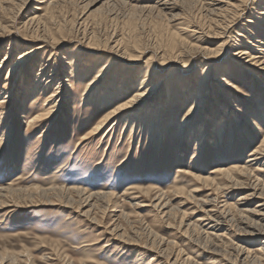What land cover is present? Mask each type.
<instances>
[{
    "label": "rangeland",
    "instance_id": "374dc122",
    "mask_svg": "<svg viewBox=\"0 0 264 264\" xmlns=\"http://www.w3.org/2000/svg\"><path fill=\"white\" fill-rule=\"evenodd\" d=\"M4 1L0 0V26L9 27L8 24L12 20L10 18L15 16L23 4L25 5L23 12H26L29 7L40 6L41 10L36 12L40 17H43L45 4H35L41 0H27L26 3H23L25 0H13L7 9L3 8L5 7ZM14 1L16 5L13 4ZM65 1L63 0L59 7L57 6L49 13L48 18L41 21L43 30L46 29L44 34L64 42L55 45L54 48L45 49V52L35 51L31 62L26 65L24 71L33 66L35 68L40 62H45L49 54L59 56L64 50L67 51L69 47L73 46L72 42H80L82 48L91 51L99 48L100 42L115 39L120 41L124 51L134 52L136 57L139 56L138 66H125L120 69L121 63L116 61L118 68L106 78L105 84L114 79L116 72H121L122 75H132L134 71L131 69L147 65L154 67L155 74L160 79L163 74L172 72H179V76L182 77L186 75L195 89L201 80L200 69L203 64H194L199 61L200 57H193L192 53L187 54L190 56L188 58L183 56L178 59L179 47L176 46L179 43L185 42L184 44L192 49L200 46L219 51L214 59L219 62L218 66L220 67L229 64L228 60L234 51L233 48L229 49L228 39L218 35L220 27L215 24L214 18L208 15L207 6L201 0H176L179 7L174 12L179 15L176 20H170L168 17L158 14L153 8L156 5V0H126L129 3L121 0ZM258 2L260 3L256 4L261 6L262 0H258ZM93 4L94 6L90 7ZM254 4L255 0H249L245 5L240 6L236 17H234V23L237 26H249L248 22L254 21L248 16L252 13V8H257ZM144 6L153 9H142ZM261 11V7L257 9L258 13ZM21 15L15 24L16 30H19L16 31L17 34L4 36L0 39V60L6 53L11 40L15 42L21 37H30L29 31L23 26L25 14ZM254 16H257L256 13ZM71 27L72 29H70ZM76 28L79 29L78 32L75 31ZM196 31L202 32L203 35L194 33ZM82 32L85 33L84 40ZM252 32L255 31L252 30ZM169 37H172L173 41H177L176 48H171L172 46L169 45L171 41ZM239 40L243 42V39ZM32 45L30 51L38 46L36 42ZM12 52H15L13 47ZM19 52L13 55L16 56L14 60ZM92 62L94 67L91 76L101 67V65H95L94 61ZM165 65L170 67L163 69ZM233 70L237 78L242 76V80L245 81V85L240 87L241 94L249 95L251 99L253 94H258L261 98L260 105H264V93L259 88L264 84V79L261 77L253 79L237 67ZM5 74L6 70L0 74V93ZM242 80L238 81L242 82ZM14 81L15 78H12L10 88L14 87ZM82 83L85 82L82 81ZM206 83L208 85V82ZM123 85L127 87L125 83ZM127 85L130 86L131 83ZM77 86L83 87L82 85ZM131 87V92L123 93L126 94L125 99L133 94L135 83ZM211 89L213 90L210 93L211 98H214L218 105L223 103L221 95L213 83ZM161 92H164L165 96H161ZM165 92L166 89L163 86L152 99L155 101L159 97L165 106L164 114L154 115L157 118V125L165 126L163 127V140L159 139L156 132L151 135L152 129L147 131L150 121L146 120L142 124V131L136 128L132 136L128 129H123L120 125L114 126L115 130L109 131L114 122L110 121L97 137L89 141H80L81 137L93 127L99 114L96 108L79 109L76 96L74 98L70 96L71 99L62 102L54 119L36 129L34 134L24 137L23 128L37 107L33 106L31 100L26 101L24 104L26 110H21V112L30 111V109L31 111L21 120L20 114L8 109L10 104L4 106L8 109L5 111L4 118H9L7 122L14 124L10 129V139L6 142L7 145L5 142L0 143V188L9 186L12 190L18 189L28 193L54 187L80 188L88 193H106L109 195V199L104 209L101 204L100 209L94 208L93 213L91 212L90 216L85 218L82 213L86 209L77 208L76 198L72 197L73 203L67 204V207L64 206L62 202H66L65 200L70 197L67 195H65L67 198L64 196V198L53 197L50 199L33 195L34 197L30 201L19 202L20 207H1L0 264H149L152 253L145 250L143 246L146 244L149 247L150 243L157 245L161 241L164 244L163 250L167 244H170L172 251L174 250L173 253L179 252L202 264H216V261L220 259L203 250L206 243L200 241L201 245L197 244L196 246L184 231V224H196L195 221L200 218L201 213L198 205L206 197L216 198L219 206H223L225 203L226 211L230 213H228L229 219L232 218L228 223L230 226L227 227V231L220 232L225 236L221 244L224 247L233 243L245 248L251 246L252 250L257 248V243L252 244L251 240L249 241L245 235H242L241 228L244 226L241 227L235 217L239 207L237 200L243 197L245 192L230 191L225 188V181L215 172L242 167L248 152L253 150L264 137V126L260 131L242 127L238 124L240 120L236 115V118L231 119L227 125L222 139L215 138L212 144L203 145L201 152L194 154L191 144H187L182 139V134L176 131V126L180 122L179 115L186 110L187 104L178 107L171 106L175 97H170L171 93L169 95ZM16 96L15 92L11 93L13 100L11 103L16 102ZM181 98L185 101L187 96ZM236 100L241 101L240 109L242 111L246 113L250 109L253 110L254 117L259 116L257 101L245 103L239 96L234 99V101ZM212 106L214 107V104ZM212 108L211 110H215V107ZM206 110L209 112V109L205 108ZM161 111L162 109H160ZM202 124H207L206 118L203 119ZM208 127L206 125V132ZM217 132L219 133L220 130ZM39 136L42 141L36 145L35 141L39 140ZM258 176L264 180V172L261 171ZM205 178L214 179V181L204 184L202 180ZM209 185L212 186L209 187ZM219 187L221 189H217ZM193 188L200 191L198 193L190 192ZM223 188L225 191L222 190ZM159 193H166L171 201L170 207H178V212H173L177 213L173 219L162 218L160 213L151 207V203ZM50 202L52 205L49 204ZM253 206L255 205L253 204ZM93 217L97 219L92 221ZM181 218H183L182 224ZM113 226L121 229L125 240L118 239L111 231L109 232L114 228ZM194 228L198 230V227ZM206 228L208 227L206 226ZM208 231L212 232V230ZM152 232H154V236ZM150 237L153 239L149 240ZM134 241L138 244L134 245Z\"/></svg>",
    "mask_w": 264,
    "mask_h": 264
},
{
    "label": "bare ground",
    "instance_id": "6f19581e",
    "mask_svg": "<svg viewBox=\"0 0 264 264\" xmlns=\"http://www.w3.org/2000/svg\"><path fill=\"white\" fill-rule=\"evenodd\" d=\"M26 1L27 0H25V2H22L26 3ZM62 1L63 0H41L39 2H35V4H45V10L42 14L43 17H40L38 15V12H36L41 10L39 8L40 6L29 7L26 12H23V6H25L23 4V6L21 5L19 10L15 13V16L13 18H10L12 19L10 20V24H8L10 28L7 26H0V39L4 36L17 34L16 31L19 30H16L15 28L16 20L17 18L22 16L21 14H25V21L23 22V26L29 31L30 34V37H21L20 39H16L17 41L15 42L11 40L6 49V53L1 57L0 60V74L4 70H6L5 78L3 80L2 92L0 93V143L5 142V145H7L6 142H8V140L10 139V129L14 124L12 122H7L9 118H4L6 110L12 109L13 111H15V113L21 115L20 118L22 120L31 111L30 109V111L27 110L25 112H21V110L25 109L24 104L26 103V101L31 100L33 106H35V108L37 107L33 115L29 117L25 128H23V136L25 137L26 135L34 134L36 129L40 128L44 123L54 119V117H56L57 113L59 112L62 102L71 99L70 96L72 98L76 96V98L78 99L77 107L79 109L87 107H90V109L96 108L97 113L99 114L97 121H95L93 127L81 137L80 141H89L91 139H94L101 133L103 128L110 121L114 122L112 123V127L109 131H112L114 129V126L117 125L118 127V125H120L123 129H128L130 136H132L136 128L142 131V124H144L146 120L150 121L149 125L147 126V131H150V129H152L153 131L150 132L151 135L153 132H156L159 139L163 140V127L165 126L159 127L156 122L157 118L154 117V115L159 113L164 114L165 106L161 103V99L159 97L156 98L155 101L152 100L156 96L158 91H161V88L163 86L166 89L165 93H168L169 95L171 93L170 97H175L171 106L174 105L175 107H178L179 105L187 104L186 110H184L179 115L180 122L176 126V131H178L179 134H182V139L187 144H191L194 154L197 152H201L203 145L212 144L215 138L222 139V136L225 134L224 132L227 130V125L231 122V119H234V117L236 118V115L239 117L240 122L238 124L240 126L249 129H255L257 131L262 130V126H264V105H260L261 98L260 96H258V94H253L252 99L249 98L251 97L249 95L241 94L240 87L245 85V81H243L244 79L242 80V76H239L237 78V76L233 72V69L237 67L239 68V70L251 76L253 79H255L256 77H261L264 79V0H262L261 6L256 4L260 2H258V0H255L254 5L257 8H252V13L248 15L249 17L254 19V21L250 23L247 21L249 26H237V24L234 23V17H236L237 15L236 12L241 5H245L249 0H201L207 6L206 8L208 10H206L208 12V15L214 18L213 20L215 24L220 27V32L218 33V35L223 38H227V41H229V49L233 48L235 52L233 51V53H231L228 60L229 64L220 67L218 66L219 62L214 59L219 51H213L200 46L192 49L187 44H184L185 42L181 44L179 43L178 46H176L179 47L177 56L178 59L182 58L183 56H186V58H188L190 56L187 54L192 53L194 54L193 57H200L199 61L194 62V64H203L200 69L201 80L199 81V85L196 86L195 89L192 86V82L190 83V80L186 78V75L182 77L179 76V72H172L170 74H163L160 79L158 78L159 76L155 74L156 72L154 67L147 65L143 66L142 68L131 69L134 71L132 75H122L121 72H116L114 79L111 82L105 84L106 78L110 76L113 70H116L118 68L117 62L121 63L120 69L125 68V66H138L137 59L139 58V56L136 57L137 55H135L134 52H127L126 50L124 51L120 45V41L115 39L100 42L101 44L99 43V46H101L91 51L82 48V44L80 42H72L73 46L69 48L67 47L68 50H64V54L62 53L58 56L48 53L49 56L45 62H40L35 68L33 66L30 69L27 68L28 70L24 71L25 67H27L26 65L31 62L35 51L45 52V49L52 47L54 48L55 45H59L61 44V42H64L62 40L57 41L56 38H52L48 36V34H44L46 29H44V31L43 26H41V21L44 18H48V14L51 13L57 6L59 7L60 4H62ZM66 1L70 2L73 0ZM121 1L129 3V1L126 0ZM12 2L13 0H5V7L3 8L7 9V7ZM13 4L16 5L15 1ZM155 4L156 5L153 8L158 14L166 16L170 20H176L177 16H179L174 14V12L179 8L176 0H156ZM92 6H94V4L90 7ZM260 7L262 11L258 13L257 9ZM147 8L149 7H142V9ZM254 13H256L257 18L254 16ZM78 28H76L75 31L79 30ZM70 29H72V27ZM252 30H254L255 32H252ZM194 33L203 35V33L199 31H196ZM84 37L85 33L82 35L83 40ZM239 39H243V42H241ZM35 42L38 44V46H35L36 48L30 51L29 49H32L33 46L32 43ZM176 42L171 39L169 44L170 46H172L171 48L177 45ZM12 47L15 48V52H12ZM16 52H19V54L14 60V57L16 56L13 55H15ZM92 61L95 62V65H101V67L94 75L91 76L90 74L92 73L94 67V63ZM169 65H165L163 69H168L170 67ZM183 66L185 67V65ZM212 76H214L213 79H211ZM12 78H15V84L13 85L14 87H12L13 90L9 86L10 82H12ZM239 79L242 80V82H239ZM81 80L85 83L83 84ZM206 82H208V85ZM211 82L218 89L219 94L221 95V100H223V103L221 102L219 105L214 100V98L212 99V96H210V93H212L211 91H213L211 89ZM123 83H125L127 87H124ZM128 83H131V85L128 86ZM134 83L135 89L133 94L128 99H125L126 94L123 93H125L126 91L131 92L130 89L132 88L131 86ZM204 83L206 84L204 85ZM76 85H82L83 87H76ZM259 88L264 93V84H262ZM12 92H15V94L17 95L15 100L16 102L14 103H11L13 101L11 99ZM161 96H165L164 92H161ZM186 96L187 98L185 101L181 100V97L184 98ZM238 96L243 98V102L245 103L257 101L259 107V116L254 117L252 112L253 110L250 109L246 113L245 111H242V109H240V106L242 105L241 101H234V99H236V97L238 98ZM8 104H10L9 108H4V106L6 107V105ZM212 104H214L215 110H211V108L213 107ZM205 108L209 109V112L207 110L205 111ZM160 109H162L161 112ZM205 118L207 119V124H202V121ZM206 125L209 126L207 132L205 129ZM218 130H220L219 133L217 132ZM38 138L39 140L36 139L35 141L36 145H39V143L42 141L41 136H39ZM263 168L264 137L253 150L248 152L245 159V164L242 167L227 170H218L217 172H215V174L219 175L225 181V188H228L230 191L245 192L243 197L237 200L239 201L237 203L239 207L237 210L238 214L236 213L237 215L235 217L236 221L239 222L241 227L244 226L241 228V230H243L242 235H245L247 239H249V241L251 240L252 244L257 243V248L255 250L250 249L251 246L249 248H245L233 243H229L228 246L224 247L221 244L222 239L225 236L224 233L221 234L220 232L223 230H225V232L227 231V227L230 226L228 225V223L231 222L232 218L229 219L230 213L226 211L227 209L225 203L223 206H219L216 198L206 197V199H202L199 202L198 207L200 209L201 215H199L200 218L195 221L196 224L183 223L185 227V233L188 234L187 236H189V239L193 241L196 246L197 244H200V241H204L206 244L203 250L210 255L220 259L216 261V264H264V180H262L258 176V174L260 175L261 171L264 172V170H262ZM178 172L180 171L178 170ZM213 181L214 179L206 178L202 180L204 184H208L209 182L213 183ZM210 186L212 185H209V187ZM225 188H223L222 190L225 191ZM217 189L221 188L219 187ZM199 191L200 190L193 188V190L190 192L198 193ZM175 192L177 193V190H175ZM33 195L44 199H50L53 197L64 198L65 195L70 196L68 198L65 196L67 198L65 200L66 202H62L65 207L68 206L67 204H71V202L73 201L72 197H74L76 198L79 206H77V208L86 209L82 213L84 218L90 216V213L94 208L96 209L97 207H101V204H103L102 206L104 209V206H106V203H108L109 199V195L106 193H88L80 188L65 189L54 187L48 188L46 190L39 189L33 191V193H28L18 189L12 190L8 186L0 188V208L10 206L20 207L19 202L23 200L30 201L31 198L34 197ZM29 204L31 203L29 202ZM49 204L52 205L51 202ZM170 204L171 201L170 199H168L166 193H159L155 196L154 201L151 203V207L157 210L162 218L170 220L171 218L173 219L176 216L175 214H177L176 212H173H178V207H170ZM253 204L255 205L253 206L254 208L252 207ZM96 219H94V217L91 218L92 221ZM182 220L183 218H181V224L183 222ZM202 223H204L203 226ZM206 226L208 228H206ZM113 227L114 228L111 227L112 229L109 230V232L111 231V233H113L114 236L118 239H124L121 229H119V227ZM194 227H198V230H195ZM147 230L149 229L147 228ZM208 230H212V232L210 233V231ZM139 232L141 231L139 230ZM153 233L154 232H152V234ZM144 235L145 234H143V236ZM193 237L194 239L192 240ZM150 239L151 237L149 238V240ZM124 240H122V242ZM146 241L148 242V240ZM124 243L126 242L124 241ZM135 244L137 245L138 243L135 242L134 245ZM163 245L164 244L161 241L157 245H155L154 243H150V245H148L149 247H147L146 244L145 246H143L145 250H148L152 253V256L149 258V264H202L198 260L180 254L179 252L173 253L174 250L172 251L170 244H167V247L163 250ZM167 252L168 254H166Z\"/></svg>",
    "mask_w": 264,
    "mask_h": 264
}]
</instances>
